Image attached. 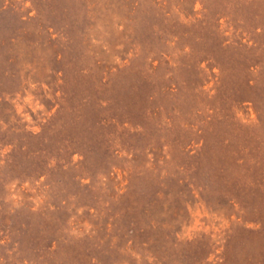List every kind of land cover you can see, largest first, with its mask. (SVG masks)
<instances>
[{
    "label": "rangeland",
    "instance_id": "1",
    "mask_svg": "<svg viewBox=\"0 0 264 264\" xmlns=\"http://www.w3.org/2000/svg\"><path fill=\"white\" fill-rule=\"evenodd\" d=\"M0 264H264V0H0Z\"/></svg>",
    "mask_w": 264,
    "mask_h": 264
}]
</instances>
